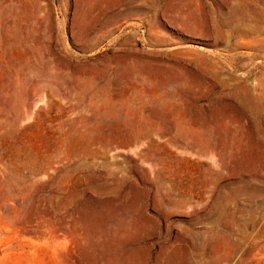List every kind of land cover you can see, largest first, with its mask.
Wrapping results in <instances>:
<instances>
[{
  "label": "rangeland",
  "instance_id": "rangeland-1",
  "mask_svg": "<svg viewBox=\"0 0 264 264\" xmlns=\"http://www.w3.org/2000/svg\"><path fill=\"white\" fill-rule=\"evenodd\" d=\"M0 264H264V0H0Z\"/></svg>",
  "mask_w": 264,
  "mask_h": 264
}]
</instances>
